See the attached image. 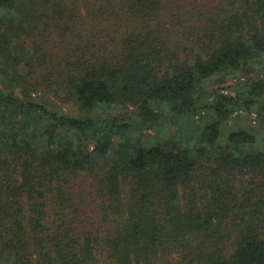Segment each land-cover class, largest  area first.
<instances>
[{
	"label": "trees",
	"instance_id": "1",
	"mask_svg": "<svg viewBox=\"0 0 264 264\" xmlns=\"http://www.w3.org/2000/svg\"><path fill=\"white\" fill-rule=\"evenodd\" d=\"M162 103L173 133L210 116L197 145L127 157ZM238 111L264 123V0H0V264H264V151L221 140Z\"/></svg>",
	"mask_w": 264,
	"mask_h": 264
},
{
	"label": "rangeland",
	"instance_id": "2",
	"mask_svg": "<svg viewBox=\"0 0 264 264\" xmlns=\"http://www.w3.org/2000/svg\"><path fill=\"white\" fill-rule=\"evenodd\" d=\"M220 87L225 89L223 91L228 92V88H233V82H225L220 79H215L210 90L213 91L219 89ZM58 103L63 106V109L65 111H70L74 115L81 114L74 104H64L61 100H59ZM158 110L161 111L159 121L155 122L151 126L145 125L143 123H136L132 124V126L129 127V130L122 138V141H126L125 146L128 147L123 150V152H128L127 157L132 154L129 150L132 151L136 146H149L157 141L161 142L168 139H170L171 141H181L183 144H186L187 140L189 146L194 147L197 145L201 128L204 127L208 120H210V116L203 117L202 120L199 119V116H197L196 118L186 117L183 119V121H177L175 128L179 126H181V128L176 131L177 133H173V123L176 122V119L180 116L178 117L177 115H175L164 103L158 106ZM112 113V116L118 115V117L120 118L129 119L135 122L140 118L138 109L133 107H122ZM92 116L95 117V115ZM179 119L182 120V118ZM240 128L252 129V131H254L258 136V139L253 148L264 151V123L258 122L255 118V114H251V116H248L244 111L236 112L234 114V119L230 122V124L223 127V134L221 138L223 143L227 144V136L231 130H237Z\"/></svg>",
	"mask_w": 264,
	"mask_h": 264
}]
</instances>
